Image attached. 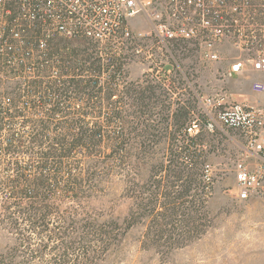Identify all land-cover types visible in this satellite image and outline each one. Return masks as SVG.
<instances>
[{"label":"trees","instance_id":"1","mask_svg":"<svg viewBox=\"0 0 264 264\" xmlns=\"http://www.w3.org/2000/svg\"><path fill=\"white\" fill-rule=\"evenodd\" d=\"M115 49L55 38L35 55L32 75L13 82V70L3 65L0 233L7 244L0 264H98L137 226L143 246L171 249L206 231L214 189L207 132L202 126L187 134L194 112L178 100L166 113L172 123L163 128L162 151L144 141L158 130L164 99L152 87L126 81L124 57ZM78 102L88 109L68 108ZM130 134L142 141L130 147ZM130 149L139 156L132 163ZM115 173L132 201L121 223L104 220L93 204Z\"/></svg>","mask_w":264,"mask_h":264},{"label":"built area","instance_id":"2","mask_svg":"<svg viewBox=\"0 0 264 264\" xmlns=\"http://www.w3.org/2000/svg\"><path fill=\"white\" fill-rule=\"evenodd\" d=\"M55 38H84L99 49L111 44L117 54L116 40H130L140 47L136 54L144 48L149 64L163 68L162 81L169 79L166 68H176L189 90L181 66L193 56L202 67L220 66L223 79L249 83L252 94H264V0H0V65L22 66L23 77L29 76L34 52H44ZM154 48L165 61L152 59ZM144 79L153 82L151 74ZM201 104L206 132L239 140L234 198H264V106L210 97ZM197 127L193 121L187 134Z\"/></svg>","mask_w":264,"mask_h":264},{"label":"rangeland","instance_id":"3","mask_svg":"<svg viewBox=\"0 0 264 264\" xmlns=\"http://www.w3.org/2000/svg\"><path fill=\"white\" fill-rule=\"evenodd\" d=\"M116 41L119 42L117 43L120 48L119 54L124 57L126 81L130 84L137 82L142 87H152L156 95L163 96L160 98L164 99L161 108L164 111L162 116L160 115V123H157L158 130L152 133V136H148V140L142 138L150 146L159 143L157 150L160 152L166 144L164 143L166 132L163 128L168 123H172L166 113L169 110H176L177 105L174 103L178 100L183 102L179 106H190L193 110L194 115L189 124L194 121L198 126V132L206 119L201 104L203 97L240 102L246 94L251 96V102L248 104L255 105L256 100H259L260 106H264V94H252L249 91V83L223 79L219 71L220 66L202 67L197 64L193 56L182 59L186 65L181 66V70L189 80V90L179 79L176 68H166L170 70L169 79L162 81V78H165L163 68L154 63L149 64L144 48L142 53L136 54L134 49L140 47L130 44V40L119 38ZM138 45L142 46L140 43ZM147 45L153 46L154 42L149 41ZM34 54L36 55V52ZM151 54L154 61H165L157 49L154 48ZM10 68L13 73L8 77L12 78L13 82L22 80L24 73L19 72L18 67ZM147 74L153 76L152 83L144 79V75ZM4 76V68L0 65V77L4 78ZM106 79V74L102 75L100 84ZM191 92L199 96V101L193 99ZM68 108L88 109L80 102L72 103ZM101 111L106 113L109 109L103 108ZM96 120L101 121L100 118ZM203 137L208 150L205 154L208 165L207 176L214 181V189L208 202L211 220L206 231L198 239L180 248L171 249L143 246L140 242L141 228L137 226L129 229L117 246L113 247L98 264H264V198L240 202L233 195V167L240 152L239 140L232 133L224 134L219 130L213 133L207 132ZM142 139L136 140L130 134V147ZM137 156L138 154L130 149V163L136 161ZM147 174V170H143L138 181H144ZM107 180L93 204L101 211L104 220L113 219L121 223L130 214L132 206L130 192L127 190L125 179L120 175L115 173ZM5 237V234L0 233V253L7 244Z\"/></svg>","mask_w":264,"mask_h":264},{"label":"crops","instance_id":"4","mask_svg":"<svg viewBox=\"0 0 264 264\" xmlns=\"http://www.w3.org/2000/svg\"><path fill=\"white\" fill-rule=\"evenodd\" d=\"M243 101H247V103L251 102V96L245 94ZM260 104L261 102L259 100H256L255 105H260Z\"/></svg>","mask_w":264,"mask_h":264}]
</instances>
